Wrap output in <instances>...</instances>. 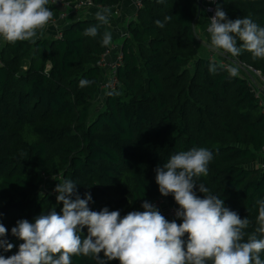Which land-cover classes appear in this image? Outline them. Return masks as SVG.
<instances>
[{"label":"trees","instance_id":"trees-1","mask_svg":"<svg viewBox=\"0 0 264 264\" xmlns=\"http://www.w3.org/2000/svg\"><path fill=\"white\" fill-rule=\"evenodd\" d=\"M92 1L113 7L123 0ZM218 4L229 19L250 17L264 27V0H215L214 11ZM197 14V0H140L127 22L117 83L97 109L102 74L97 62L108 48L102 46L108 32L105 24L78 17L58 37L43 35L35 43L3 39L0 223L8 229L7 239L14 247L8 252L0 249V255L15 254L23 243L11 234L18 220L34 223L53 208L61 212L63 205L57 203L54 189L64 180L77 183L81 198L91 194L93 211L107 207L123 217L143 211L142 203L157 197L179 207L172 194H160L154 170L171 155L194 147L213 153L208 174L197 183L250 221L245 240L255 231L258 201L264 200V169L253 164L264 145V115L243 73L250 67L264 77V58L247 51L235 61L222 58L238 66V75L230 76L221 60L198 54ZM93 26H98V34L84 35ZM241 43L237 39L238 47ZM210 63L217 65L215 73L209 72ZM82 79L92 83L82 88ZM52 177H56L52 188L47 189L46 181ZM81 236H87L86 227ZM99 255L104 258L103 252ZM260 256L264 260V252ZM71 260L97 264L91 257Z\"/></svg>","mask_w":264,"mask_h":264},{"label":"clouds","instance_id":"clouds-1","mask_svg":"<svg viewBox=\"0 0 264 264\" xmlns=\"http://www.w3.org/2000/svg\"><path fill=\"white\" fill-rule=\"evenodd\" d=\"M215 2V0H212ZM49 0H0V37L9 43L31 41L35 43L41 31L53 19L46 7ZM109 8L95 13V18L107 24ZM171 17H165V21ZM210 44L208 47L237 57L247 51L254 58H264V27L250 17L229 19L218 4L210 18ZM157 26L164 23L157 20ZM98 26L89 27L84 35L95 37ZM237 39L241 45L237 46ZM112 43L110 32H105L102 46ZM217 65L209 64L215 73ZM230 76L238 75V68L228 66ZM92 81L82 79L80 87ZM213 153L207 148H191L171 155L163 166L155 168V181L159 192L172 194L179 206L175 216L182 220H167L152 203L145 200L143 211H130L123 217L118 210L100 211L89 208L90 193L81 198L77 183L64 180L57 183L55 208L37 216L33 222L18 220L11 234L23 241L18 251L8 257L0 255V264H72L73 256L91 257L97 264L118 260L119 264H264V200H259L258 227L246 232L250 221L225 206L224 200L209 193L203 183H197L208 174ZM203 198L197 195V190ZM2 215V213H0ZM87 228V236L81 233ZM8 229L0 223V249L11 251L14 245L7 239ZM187 234V240L183 239ZM103 252L104 258L100 257Z\"/></svg>","mask_w":264,"mask_h":264},{"label":"built area","instance_id":"built-area-1","mask_svg":"<svg viewBox=\"0 0 264 264\" xmlns=\"http://www.w3.org/2000/svg\"><path fill=\"white\" fill-rule=\"evenodd\" d=\"M203 1L211 2V5H208V6L204 7V9L208 12V22H209V26H210V23H211L210 18L215 14V11L213 9V2H212V0H203ZM49 3L52 4V5H60L62 7H65L66 9H69L70 12H72L74 15L80 13L81 11L89 9V8L97 7V9H99V10H102L103 8H107V7H102V6H99V5H95L92 0H73V1H69V0H49ZM135 6H136V8H138L140 6V0H135ZM52 12H53V19L51 21H49L47 26L53 24L54 22L62 24L65 21V18H66V13L65 12L60 11V10L59 11H52ZM61 30H62V28L58 29V33H57L56 37H58L60 35ZM126 36H128V32H125L122 37L124 38ZM222 52H223V50H220V52L218 53L221 58H226V59L227 58H231L234 61L236 60V58L231 56L230 53L220 54ZM107 53H108V49L106 50L105 53H103L101 55L99 61L97 62V65L100 67V69L106 71V77H107L106 80L100 81V83H99V87L101 88L103 93H106V92H108L111 89H114V87H115V85L117 83L116 70H117V67L119 66V64L121 62V51L119 53H117V55L115 56L114 59H108L107 58ZM209 58L210 59L213 58L212 54L209 56ZM220 63L222 64V66L225 69H227L228 66H231L229 64V62L226 61V60H221ZM239 64H241V63H239ZM247 70H251L250 72H251V75H252V77H251L252 80H248L249 81V85L255 91L256 96L259 97V104H260V107H261V112L264 115V77L261 76V74L258 71L254 70V69H252L250 67H247ZM260 155L262 156V161L259 163L258 166L260 168L264 169V145L261 148ZM151 203L155 207H159L161 205H164L165 208H166V214L168 216H170V217L177 218L175 216V211L178 209V207L167 205L166 201L164 200L163 197H157Z\"/></svg>","mask_w":264,"mask_h":264},{"label":"crops","instance_id":"crops-1","mask_svg":"<svg viewBox=\"0 0 264 264\" xmlns=\"http://www.w3.org/2000/svg\"><path fill=\"white\" fill-rule=\"evenodd\" d=\"M211 5V2L208 1H203L200 9V14H199V19L202 21L203 30L205 35H210L208 33L207 28L209 27V22H208V12L204 9L205 6ZM50 10L53 11H63L66 13V18L65 21L60 25L57 22H54L51 25H48L44 30H42V36L43 35H51L53 37H56L58 33V29L63 28L66 25H69L71 21L74 19H77L78 17H85V18H94L95 13L97 11H101L97 8H89L84 11H81L80 13L74 15L72 12H70L69 9H66L65 7H62L60 5H52L48 3L46 5ZM111 10V15L108 17V23L106 25V29L108 32L111 33L112 36V43L108 45V53H107V58L108 59H114L117 53L120 52L121 50V45L123 41V34L127 32V22L133 18L136 12V6H135V0H123L121 3H119L116 6L113 7H107ZM104 9V8H103ZM39 37V35H37ZM210 44V37L206 38V42L204 43L205 47L208 49V54L207 56L209 57L211 54L213 58H218V60H223L220 55L218 54L220 52H215L211 50L208 45ZM246 77L248 80H252L251 76L246 74ZM105 93L101 90L99 87L97 90V96L95 101H98L101 97L104 99ZM262 161V156L260 155L258 160L255 162L253 165H259V163Z\"/></svg>","mask_w":264,"mask_h":264},{"label":"rangeland","instance_id":"rangeland-1","mask_svg":"<svg viewBox=\"0 0 264 264\" xmlns=\"http://www.w3.org/2000/svg\"><path fill=\"white\" fill-rule=\"evenodd\" d=\"M95 8H97V7H95ZM51 11H53V10H51ZM94 18H95V17H94ZM203 26H204V25H202V21H201L200 19H197V21H196V23H195V31H196L197 35L200 37V39H201V40L198 42V45H197V48H198V54H199V55L207 56V54H208V49L205 47L204 43L206 42V38H209L210 35H205V34H204ZM37 35H39V37L42 36V35H41V31H40V32L38 31V32H37ZM2 43H3V38L0 37V46L2 45ZM214 58H215V57H214ZM231 66H233V65H231ZM233 67H235V66H233ZM101 71H102V74H101V76H100V81H104V80H106V78H107V77H106V71H105V70H101ZM250 71H251V70H247L246 72L244 71L243 74H244V75L248 74L249 76H251V72H250ZM103 100H104V99L101 97L100 99H98V101H95V103H94V109L99 108ZM257 160H258V159H257ZM55 178H56V177L48 178V180L46 181V183H47L46 188H47V189H51V188H52L51 185H53L52 183H53V180H54ZM48 184H49V185H48ZM157 209L160 211V213H166V208H165L164 205H161V206L157 207Z\"/></svg>","mask_w":264,"mask_h":264},{"label":"water","instance_id":"water-1","mask_svg":"<svg viewBox=\"0 0 264 264\" xmlns=\"http://www.w3.org/2000/svg\"><path fill=\"white\" fill-rule=\"evenodd\" d=\"M213 3H214V2H213ZM201 4H202V0H197V7H198L197 18L199 17V14H200Z\"/></svg>","mask_w":264,"mask_h":264}]
</instances>
